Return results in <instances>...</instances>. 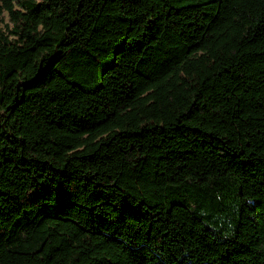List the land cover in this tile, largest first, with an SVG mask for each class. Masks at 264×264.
Returning <instances> with one entry per match:
<instances>
[{
  "label": "trees",
  "instance_id": "obj_1",
  "mask_svg": "<svg viewBox=\"0 0 264 264\" xmlns=\"http://www.w3.org/2000/svg\"><path fill=\"white\" fill-rule=\"evenodd\" d=\"M2 11L0 264H264V0Z\"/></svg>",
  "mask_w": 264,
  "mask_h": 264
},
{
  "label": "rangeland",
  "instance_id": "obj_2",
  "mask_svg": "<svg viewBox=\"0 0 264 264\" xmlns=\"http://www.w3.org/2000/svg\"><path fill=\"white\" fill-rule=\"evenodd\" d=\"M19 1H22V0H19ZM15 7L19 8V4L18 3H14ZM0 28L1 29H4L5 25H9V22H8V17H7V14L2 11L1 14H0Z\"/></svg>",
  "mask_w": 264,
  "mask_h": 264
}]
</instances>
